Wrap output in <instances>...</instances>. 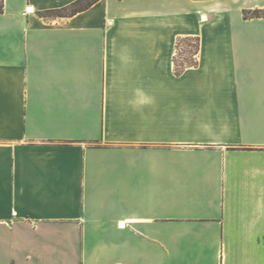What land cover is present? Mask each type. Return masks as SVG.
<instances>
[{"label":"crops","instance_id":"0c3cea01","mask_svg":"<svg viewBox=\"0 0 264 264\" xmlns=\"http://www.w3.org/2000/svg\"><path fill=\"white\" fill-rule=\"evenodd\" d=\"M80 1H3L0 264H264V0Z\"/></svg>","mask_w":264,"mask_h":264},{"label":"trees","instance_id":"16d2710c","mask_svg":"<svg viewBox=\"0 0 264 264\" xmlns=\"http://www.w3.org/2000/svg\"><path fill=\"white\" fill-rule=\"evenodd\" d=\"M3 1L4 0H0V13L3 11ZM98 0H84V1H80L75 3L69 10L70 13H76L79 11H83L84 9L90 7L93 3H95ZM62 13V12H59ZM244 17L245 19L248 18H256V17H264V10H256V11H245L244 12ZM189 42V44H188ZM190 42H193L195 44H190ZM186 45L185 51H189V54L191 55L192 60L183 62L182 64H178L177 60L175 58V65H176V73L178 75L182 74L186 68L188 67H195L197 66V59L196 56L199 52V45H200V39L199 38H195V37H185V38H180L177 41V48H179L181 46V44ZM187 47L190 49L188 50ZM193 49V50H192Z\"/></svg>","mask_w":264,"mask_h":264},{"label":"rangeland","instance_id":"374dc122","mask_svg":"<svg viewBox=\"0 0 264 264\" xmlns=\"http://www.w3.org/2000/svg\"><path fill=\"white\" fill-rule=\"evenodd\" d=\"M189 44V42H188ZM190 44H195L193 42H190ZM176 48H177V45H176ZM185 48H186V45L181 44V46L179 48H177L176 50V60H177V63L178 64H182L183 62H186V61H189V60H192L193 57H191V55L189 54V51H185ZM188 50H190L188 47H187ZM193 50V49H192ZM197 58V57H196Z\"/></svg>","mask_w":264,"mask_h":264}]
</instances>
